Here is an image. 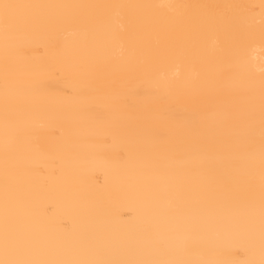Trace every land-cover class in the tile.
Here are the masks:
<instances>
[{
	"label": "bare ground",
	"instance_id": "bare-ground-1",
	"mask_svg": "<svg viewBox=\"0 0 264 264\" xmlns=\"http://www.w3.org/2000/svg\"><path fill=\"white\" fill-rule=\"evenodd\" d=\"M10 2L69 7L31 10L10 43L7 131L0 37V259L7 153L9 228L34 258L258 264L261 0Z\"/></svg>",
	"mask_w": 264,
	"mask_h": 264
},
{
	"label": "snow or ice",
	"instance_id": "snow-or-ice-1",
	"mask_svg": "<svg viewBox=\"0 0 264 264\" xmlns=\"http://www.w3.org/2000/svg\"><path fill=\"white\" fill-rule=\"evenodd\" d=\"M41 7H69V6H44L14 3L10 0H0V37L4 44V59L6 67L5 77V120L7 131V118L9 108L7 78V65L9 60L10 43L17 39L19 34L34 20L31 12ZM231 7V6H229ZM261 9V32L264 35V0L259 5ZM162 78L164 74L162 73ZM259 138L256 137V112L254 105L247 114V148L248 159L247 169L249 175V203L246 222L250 231H255L257 218V189L256 173L259 172L258 188V222L261 247V259L258 264H264V87H262L259 102ZM257 144H258V165H257ZM10 198L7 174V153L5 156V191H4V228H3V250L5 259H0V264H215L213 261H191V260H168V259H39L34 258L33 247L30 242L19 233H14L9 228ZM210 224L195 225L194 227H210ZM247 264H257L256 261H248Z\"/></svg>",
	"mask_w": 264,
	"mask_h": 264
}]
</instances>
